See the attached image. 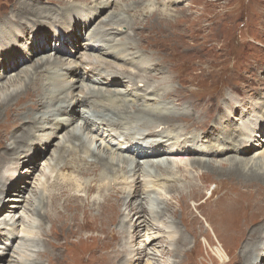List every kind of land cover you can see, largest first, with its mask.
<instances>
[{
    "label": "rangeland",
    "instance_id": "rangeland-1",
    "mask_svg": "<svg viewBox=\"0 0 264 264\" xmlns=\"http://www.w3.org/2000/svg\"><path fill=\"white\" fill-rule=\"evenodd\" d=\"M59 2L62 3L57 4L52 0H0V34L7 36L2 44L0 42V101L14 89H22L29 84L28 80L33 76L35 65L43 64L45 66L55 60H61L60 64H64L63 66L67 67V64H71V67H75L74 70H71L72 72L68 73H66V67L61 69H58V66H55L57 68L50 67V72L61 70L59 79L57 78L58 83L65 87L75 84L76 87L74 86L75 88L72 89L74 98L70 97L66 102L61 99L57 102L56 107L52 106L55 104L50 98L47 100V106L48 102L53 103L51 105L52 112H55L54 108L66 106H70V108L75 106L77 111L76 95L84 96L89 93V89H85V93L82 94L81 87L87 84L91 89L105 91L109 85L101 81L107 80L113 71L130 75L134 80L129 82L128 79H124L116 84L114 89L111 87L110 94L106 97H91L88 104L80 106L77 116L74 114L76 120L72 122L70 128L61 130L57 135H54L47 154L41 155L38 161L34 160L31 155L32 150L39 149L34 140L52 135L47 123L48 120H51L42 118L40 114L50 115L51 107L44 108L43 113L41 111L37 113V117H39L36 120L37 127L29 115H34L35 110L39 109V91H45L48 87L50 90H56L58 85H49L48 82L52 80L47 81L43 76H40L41 79H39L43 84L38 83L40 84L39 89L33 88L31 84L30 87L33 90L29 92L28 98H23L15 104L13 102L10 111H8L11 116L10 113L8 115L1 111L0 172L6 168L8 161L13 162L11 166L9 165V170L15 169V171L10 177L6 175L9 173L7 171L0 175L2 176L0 180L2 182L0 184V209L2 210V203L6 205L19 203V201L9 200L10 197L19 196L26 200L17 207H11L10 211L4 212V217H0L5 218L10 224L14 223L13 229L16 235V241L10 245V249L5 248V244L0 242V264H54V262L57 264V261L58 264H263L264 234L258 246L253 248L251 246L247 249V239L245 240L244 236L239 238L231 236L230 232L221 228L222 221L215 219L213 214L215 212L211 205L208 206L210 202L207 204L205 198L212 191L214 195L218 194L215 193V190L219 188L218 185H227V187L238 190L246 189V194L248 193L250 196H259V193H256L259 192L258 188L252 187L251 191L248 187H240L241 185H238L240 182H237L238 177L232 178L226 174L222 175V173L221 176L218 174L215 177V172L203 168L202 170L195 163L188 164L189 169L186 170L188 167L181 162L172 166L171 159L173 158L140 161L139 164L145 170L138 167L136 176L134 174L140 182L135 181L131 173H119L117 178L119 177L121 185L119 187L121 197L113 194L108 197L104 206L93 208V210L90 209L92 207L89 206L88 201H85L87 206H84V209L87 208L84 219L88 221V227H91L89 223H93L94 230L86 229L76 219L78 223H74L71 211L77 209L75 206H67L68 210L65 209L62 213L64 217H60L49 213L53 206H51L50 200L49 204H45V201L51 191L68 186L74 192L79 194L84 192L85 194L84 185L92 178L86 171L84 174L78 172V175L74 173L72 176H64L60 171V165L64 163V158L68 157V152L75 151L76 144L82 143L77 139L70 138L69 133L73 129H77L79 132V140L85 139L90 148L94 149V156L96 154L102 158L105 157L104 159L99 157L98 162L96 159L98 156L95 158L90 153L86 154L84 148L77 145L81 149L80 154H76L78 158L85 156L88 161H91L94 157V160L97 161L91 165L93 169L97 165L100 166L98 169L109 168L110 160L107 156H111L110 154H114L115 151L118 152V147L123 149L127 147L124 140L126 136L146 132L144 129H136L140 133L131 132L128 125L121 126L119 129L108 127L106 125L108 119H117L109 111L101 112L100 118H96L94 115L90 116V126L99 128L98 133L94 134L93 132L92 134L84 127L82 121L84 115L92 114L89 108L93 106L94 102L111 104L122 109L123 112L124 109L128 110V107H133L134 105H131L134 103H145L144 98L150 97L148 94L158 84L157 80H148L144 75L138 76L136 69L128 64L115 62L111 66L102 63L107 62L108 59L99 56V54L95 55L96 58L85 56V53L90 51V46L100 44L106 49L112 50L119 47L117 42L120 38L128 36L130 39L126 38V41L143 48L142 50L150 58H163L164 65L169 61L167 66L172 65L171 68L175 76L178 77L177 73L186 75L183 81L175 80V84H169L172 85L171 94H184L197 88H204L205 91L227 92L226 98L221 100L222 111L218 117L222 122L223 131L236 130L239 138L235 143L238 145L241 141L243 144L246 140L247 144L260 145L254 146L256 151L241 156L248 158L249 164L253 160L255 164V160L264 159V98L260 97L264 92L262 91L259 96H254L255 93L264 89V0H59ZM156 9L164 12L149 15L145 21L135 25L134 30L129 28V24L135 17L143 19ZM98 13L99 15H97ZM41 14L47 17L39 19ZM85 14L92 17L87 25L80 23V20L85 18ZM40 21L41 24H39ZM103 35H106L108 39L105 44L99 40ZM154 48H157L159 52ZM190 48L193 49L192 52L188 50ZM22 52L32 59L11 71L7 70L9 69V59H13V56L20 57ZM40 59L41 61L45 59L46 63L37 62ZM143 59L146 58L142 57L141 60ZM94 63H100L102 68H95ZM41 71L36 72L35 76L44 74L45 69ZM48 72L47 70L46 73ZM92 77L96 78L98 82L94 84L87 79ZM10 78H14L13 82L9 80ZM141 79L148 80L149 85L144 86ZM160 88L161 90L152 96L156 100L149 101V104L164 103L161 97L158 99V95L162 96L165 86L162 85ZM226 88L231 89L226 91ZM119 93H126V95L135 93L140 97L136 101L124 102V98L127 100L130 97ZM112 99L122 106L116 105ZM186 106L190 107L189 104ZM13 111L16 112L13 113ZM119 116H124V114ZM12 117H16L17 120L23 117L27 119L17 121V123ZM138 117L140 118L137 116L135 122L138 121ZM128 121L131 123L130 119ZM29 122L35 125L33 128L39 129L38 132L31 133V128L27 127ZM261 123L263 124L261 125ZM250 129L254 130L251 132ZM32 130L34 131V129ZM8 131H11V134H8ZM170 132L171 130L163 131V135ZM76 137L74 136V138ZM243 140L245 141L243 142ZM105 145L109 148L104 147ZM15 146H17L16 151L13 150ZM59 149L62 152L57 156ZM7 150L10 153L4 154ZM68 158L71 159V157ZM179 159L189 160V158ZM234 159L236 160L233 157L218 158L223 163H231V161H235ZM156 160L164 162L160 167H157L158 161ZM210 160L220 163L217 159ZM153 161H156L154 168L162 171L176 170V172L172 173L173 175L156 174L153 172L155 171L153 165H151ZM178 171H182L188 176L192 183L190 186L193 185L190 189L183 187L187 195L182 198L179 197V193L183 190L168 187L174 178L180 176ZM62 178L64 181H60ZM133 180L135 186H132ZM19 183L22 186L20 191L13 192L12 189ZM180 183L183 184V182ZM138 186L141 188L140 193L136 189ZM221 189L219 188V190ZM102 190L106 193L109 189ZM36 192L45 197L41 205L38 202L34 203ZM68 192L67 189H62L60 196L53 193L50 197L53 199L55 195V202L66 204L63 195ZM195 194H199V196L196 197ZM99 195H101L99 191L95 192L92 199L102 201L107 194L103 197ZM128 203H131V206H128ZM32 204H38L37 210L40 212V216L45 214L44 218H41L33 213L40 222L35 216H32L30 211ZM215 205L220 207L222 204L216 201ZM102 209L107 210L106 217L97 214ZM151 212H155V214ZM57 216L60 218H56ZM94 216L102 217V220L99 221L97 217L93 220ZM184 223L188 226L186 227ZM115 225L118 231L117 236L112 234ZM8 229L9 225L0 221V238H2L1 235L8 233ZM181 233L188 236L185 243L180 241ZM5 242L7 243V241ZM45 244H47L46 247ZM179 246L181 249L175 254V249ZM45 248L46 250H44ZM39 249L41 250L39 251ZM219 249L223 251L222 257L217 252ZM246 252H249L247 256L251 257L252 262L250 263L245 262L248 259L247 256L243 257Z\"/></svg>",
    "mask_w": 264,
    "mask_h": 264
},
{
    "label": "bare ground",
    "instance_id": "bare-ground-1",
    "mask_svg": "<svg viewBox=\"0 0 264 264\" xmlns=\"http://www.w3.org/2000/svg\"><path fill=\"white\" fill-rule=\"evenodd\" d=\"M52 1L56 2L57 4L62 3V2H59V0H52ZM25 11H27V10H25ZM161 12H164V11L156 9L152 13L145 16V18H143V19L139 18V17H135L133 22L131 24H129V28L131 30H134L135 25H139V22L145 21L149 15L159 14ZM72 13L75 14V12H73V11H72ZM99 13L97 15H99ZM85 15H86L85 18L80 20V23L87 25L92 20V17L89 16L88 14H85ZM46 17L41 14V16L38 18L44 19ZM41 23L42 22L40 21L39 24H41ZM188 30H189V28H188ZM138 34H140V32H138ZM126 38L130 39V36H128ZM126 38H120L119 41L117 42V45L119 47H116L115 49H112V50H110V48L106 49L105 47H103L100 44L90 46L89 47L90 51L88 50L89 52H86L85 56H87V57H93L94 56V58H96L95 55L99 54V56H101L105 59H108L109 61L107 60V62H102V61H97V62H102L105 64H109L111 66L115 62L128 64L130 66H133L136 69V74L138 76L144 75V76H146V78H148V80H157L158 84L155 85L154 90L148 94L150 97L144 98V101L146 104L145 103H140V104L134 103L131 105V106L134 105L133 107H128V110L124 109V111L122 112V109L120 110L118 107L112 106L111 104H107L105 102H94L93 106L91 108H89V110L92 111L91 112L92 114L89 116L84 115L82 121H83L84 127L87 130H89L92 134H93V132H94V134L98 133L99 128H95V127L90 126V120H91L90 116L94 115V116H96V118L97 117L100 118L101 112L109 111V112H111V114L113 116H116L117 119H108L106 122V125L108 127H112L113 129H119L121 126L128 125L130 130H132L131 132L135 131L137 133H140V131H137L136 129H144L146 132L138 134V135H135L133 133L132 136H126L124 138V140H125V144L127 145V147L125 149H123L122 147H118V149H117L118 152L115 151L116 152L115 153L113 151L114 154H110L111 156H107V158L108 157L110 158V159L108 158V160H110L109 161V163H110L109 168L103 167L104 169H102V168L98 169L100 166L97 165L96 168L93 169V167L91 165L96 163L97 161L99 162L98 159L100 156H98L96 154L94 156V149L90 148L89 143L85 139L79 140L78 139L79 132H77V129H73L69 133L70 138L71 139L73 138V140L77 139L78 142H82V143L76 144V146L74 147L75 151H73V152L69 151L68 152V157H71V159H69L68 157L64 158V163H62L60 165V171L63 173L64 176H66V175L72 176L74 173L78 175V172H79V174L80 173L84 174V171H86V173L89 176H91L92 178L90 181H87L84 185L85 194H84V192L81 193L84 195H81L77 192H74L72 190V188L71 189L69 188V186L67 188H59L56 191H51L50 193H48V195L46 196L45 204H49V200H50L51 206H53V208L50 209L49 213L51 215H59L60 217H64L63 216L64 214H62V213H63V211H65V209H67V206H69V205L75 206V208H77V209L71 211V216H73L74 220L76 219L77 221L82 223V226H84L86 229L94 230L93 223H89V225L91 227H88V221L84 219V217L86 215L85 214L86 208H87V207H85V209H84V206H87L85 201H88L89 206L92 207L90 209H92V210H93V208L94 209L100 208V207L104 206L105 201L108 199L109 196H111L113 194H117L118 196L121 197V195H120L121 190L119 189V187L121 185H120L119 177L117 178L119 173H121V172L123 174L131 173V174H133L132 176H134V174L136 176V172H138V170L136 168L140 167L141 170H143L141 165L139 164L140 161H144V160H151L152 161L154 159H160V158H173V159H171L173 161L172 166L176 165L177 163L179 164V162L183 163V165L186 164L184 166H187L188 164H191V163H195V165H197L198 168H200V169L203 168V169H207L211 172H215V174L213 173L215 177L218 174L220 175L221 173H222V175L226 174V175H228V177L230 176L232 178L238 177L239 179L237 180V182H240V184H238V185H241L240 187L245 186V187H248L250 190L252 187L258 188L259 192L257 191L256 193H259V196H256V195L250 196L248 193H247L248 194V196H247V194H246L247 191H245L246 189L238 190V189H232L231 187H227V185H224V186L218 185L219 188H222L221 190H219V188L217 190H215V193H218V194L214 195V193L212 191V193L209 196L205 197L206 203L208 204L210 202V204H208V206L211 205L213 211L215 212V213H213L215 216V219L217 221L218 220L222 221L221 222V228L222 229H226L228 232H230L231 236L233 235L237 238L244 236L245 240L247 239L246 240L247 241L246 246H248L247 249H249L251 246H252V248L258 246V243L260 242V239H262L263 234H264V211L261 212L262 208H264V159H262L260 161L255 160L256 161L255 164L253 163L254 162V160H253L251 162L252 164L250 163L251 164L250 165L249 159L246 157H241V156L248 155L250 152L256 151V149H254V146H260V145L247 144L246 143L247 140L246 141L243 140V142L245 141L243 144L241 141L238 145L237 143H235L239 138V136L236 134V130L228 129L226 131H223L222 122L220 121V119L218 117L222 111L221 100L226 98L227 92L220 91V90L205 91L204 88H197V89H193L191 91H188L184 94H178V95L177 94H171V92H172L171 86L176 83L175 80H177V81L182 80L183 81L185 79L186 75H180L179 73H177L178 77L175 76L173 69L171 68L172 65L167 66L169 64V61L165 64L166 65L165 66L163 64V63H165L162 60L163 58L162 59L160 57H154L153 59L150 58L149 55H147V53L142 50L143 48L141 49L138 46H136L135 44H133L132 42L126 41ZM140 38H142V37L140 36ZM5 39H7V36H1V34H0L1 44ZM99 40H100V42H103L102 44H105L106 40L108 41L106 35L101 36V38ZM144 44H145V42H144ZM86 48H87V46H86ZM154 50L158 51L157 48H154ZM188 50L190 52L193 51V49H191V48ZM151 52H152V50H151ZM125 54H126V56H125ZM128 56H130V57H128ZM153 56H155V55H153ZM142 57L146 58V59L141 60ZM12 58L13 59H9V63H8L9 69H7V70H9V71L19 67L22 64H25L26 61L30 59V57L25 56L23 52L20 55V57L13 56ZM31 59H32V57H31ZM186 59H187V57H186ZM44 60H42V61H44ZM42 61L40 59L37 62L46 63V61H44V62H42ZM61 62H62L61 60H58V61L55 60L51 63L46 64L45 66H43V64L37 63L38 65L34 66L35 70L33 71V76L30 78V80H28V83L30 85L28 84L22 89L21 88L17 89V90L14 89L12 92L8 93L0 101V113H2L1 111H4V112H6V114L9 115L10 112H8V111H10L11 106L13 105V102L15 104L18 101H21L23 98H28V94L31 90H33V88L39 89V87H40L39 85L41 83L43 84V82H41V80H40L41 79L40 76H43L47 81L52 80L51 82L49 81L48 84L49 85H58V88L56 90H52V89L50 90L49 89L50 87H48L45 89V91H42V90L39 91L40 92V95H39L40 98L38 99V102H40L39 107H38L39 109L35 110V113H33L34 115H32V114H31L32 116L29 115V118H32L33 122L35 121L34 123H36L37 122L36 120L39 118V117H37V113L40 111L43 113L44 108H47V107L49 108V106L51 107V105L53 103L55 105H52V106L56 107L57 102L60 101L61 99L66 102V100H68V98H70V97L74 98V91L72 89L76 87L75 84L70 85L68 87L60 85L58 83L57 78L59 79V76H60L59 72L61 70L59 72H50V70H49L50 67L54 68L55 66H58V69L66 67V66H63L64 64H60ZM71 66H72L71 64H67L66 73L72 72L71 70H74L75 67H71ZM94 66H95V68L96 67L102 68V65L100 63H94ZM55 68H57V67H55ZM42 69H45L44 74L41 73V75L39 74V76H35L36 75L35 73L36 72H42L41 71ZM167 69H168V71H167ZM47 70L49 71L48 73H46ZM165 71H167V72H165ZM77 72H78V69H77ZM118 76H121V77H118ZM1 78H3V77H1ZM13 79L14 78H12V79L10 78L9 80L11 82H13ZM87 79H89V81L94 82V84L98 82V80L94 77L87 78ZM124 79H128L129 82L134 80L133 77L130 75H125L120 71H113V74H111V76L108 77L107 80L101 81V82H103V83L105 82L106 84L109 85L108 87L105 88V91L96 90L95 88L91 89L89 87V85H87V84L84 85L83 87H81L80 92L82 94H84L85 91L88 89H89V93L84 94V96H78L79 94L76 95L75 100L77 103V106H76L77 111L75 110V106H73L72 108H70V106H66V107L54 108L53 110L55 112H52V107H51L50 115H46V113L40 114V116L42 118H45V119L49 118L51 120V121L48 120L47 123L50 126V128H49L51 130L50 134H52V135H47L43 139L34 140V142L36 141L35 145L40 149V150L39 149L32 150L31 155L34 158V160L38 161L41 155L44 156L47 154V152H48V150L52 144V138L54 137V135H57L58 132L61 130H64V129L67 130L68 128H70L69 126H71L72 122H74V120H76V116H77V113L79 111L80 106H84V105L88 104L91 100L90 99L91 97H94V98L106 97L108 94H110V88L112 87V89H114L116 87V84H118L120 81L122 82V80H124ZM141 80H142L141 82H143L144 86L149 85L148 80H144V79H141ZM42 81H45V80H42ZM83 82H84V80H83ZM189 82H190V80H189ZM38 83H40V84H38ZM171 83H172V85H169ZM31 84H32L33 88L30 87ZM162 85L165 86V89H163L162 96H160V94L158 95V99L161 97V100H163L164 103H161L158 105H155L156 102L154 104H149V101H152V100L155 101L156 100V99H153L152 96H154L156 92L161 90L160 86H162ZM41 86H43V85H41ZM41 88H43V87H41ZM185 88H186V86H185ZM229 89H231V88H226V91H228ZM262 91L264 92V89H261L260 92L255 93L254 96H259ZM179 92H181V91H179ZM119 94H124L123 96L130 97L127 100L124 98V102L125 101L131 102L130 100L136 101V100H138V97H140L139 95H137L135 93H130L127 95H126V93H119ZM260 97L264 98V94H263V96H260ZM49 98L51 99V101L53 103L50 104V102H48L49 104L47 106V100ZM112 100L115 101V99H112ZM115 103H116V101H115ZM187 104H189L190 107L186 106ZM26 105L29 106L28 104H26ZM116 105H118V104L116 103ZM118 106H122V104H119ZM14 112H16V111H13V113ZM180 113H182V114H180ZM122 114H124V116H119ZM10 116H11V113H10ZM137 116H140V118L138 117V121L135 122L134 120L137 119ZM12 118H15L16 122L17 121L18 122L23 121V120L27 119L24 117L22 119H18V120L16 119V117H12ZM128 119L131 120V123L128 121ZM132 124H134V125H132ZM262 124L263 123H261V125ZM35 125L31 122L28 123L27 127L29 126L28 128H31V133L32 132L33 133L38 132L39 129L33 128V126H35V127L38 126L37 123ZM32 129H34V131ZM167 130H171V132L169 134L163 135V131H167ZM250 130L252 132L254 129H250ZM8 132H9L8 134H11V131H8ZM74 136H77V137L74 138ZM21 138H23V137L21 136ZM95 140L99 141L97 139H95ZM25 142H26V139H25L24 143ZM256 142H258V141H256ZM83 143H85V145H83ZM102 144H103V142H102ZM77 145L82 146L84 148L86 154L90 153L95 158H96V156H98V158H96L97 161L94 160V157L91 161H88L85 158V156H80V158H78L76 156V154L77 155L80 154L81 149L79 147H77ZM21 147H22V145H21ZM104 147L109 148L107 145H105ZM8 150H10V149H8ZM8 150L6 152H4V154H7V152H9ZM13 150L16 151L17 146L13 147ZM62 150H64V149L62 148ZM60 152H62L61 149L58 150L59 154L57 156L60 155ZM119 153L120 154L123 153L125 155H123V154L120 155ZM233 153H235V154H233ZM13 157H15V156H13ZM195 157H197V158H195ZM224 157H233V158H236V160L234 159L235 161H231V163H223L222 161L218 160V158L220 159V158H224ZM104 158L100 157V159H104ZM176 158H178V159H176ZM179 158H189V160L183 159L184 160L183 161ZM204 158H209V159H204ZM191 159H193V160H191ZM210 159H217V161L220 163L213 162ZM156 161H158V160H156ZM156 161H153L151 163V165H153L152 166L153 168L155 166ZM1 162L3 163V161H1ZM163 162L164 161L159 160L157 162V167H160V165ZM12 164H13V162L11 163L10 161H8L6 168L0 172V175H2L3 172L7 171L10 174L8 173L6 175H8L9 177L11 175L13 176L15 169L9 170V168ZM169 164H171V163H169ZM166 166H167V164H166ZM190 167L192 169V166H190ZM154 169H155V171H153V172L156 174L173 175L172 173L176 172V170L162 171L161 169H158V168H154ZM182 169H183V167H182ZM187 169H189V167L186 168V170ZM183 171H185V170L183 169ZM178 172L180 173V176L177 178H174V181L168 187H170V189L176 188L179 190H183L182 192L179 193L180 194L179 197L182 198L184 195H187V193L184 192L185 189L183 187H185V188L189 187V189H190L193 185L190 186V184H192V183H191L188 176L183 174L182 171L181 172L178 171ZM135 176L133 177V179L135 181L140 182V180H138L139 178L136 179ZM1 177L2 176H0V180H1ZM200 178H202V177H200ZM124 179H125V177H124ZM134 180L132 181L133 182L132 186L136 185ZM60 181H64V178H62ZM180 182H183V184H181ZM1 183L2 182L0 181V184ZM186 184H189V185H186ZM179 185H182V186H179ZM3 187H5V185H3ZM21 187H22L21 183H19L16 185V187H14L12 189V191L13 192H16L17 190L20 191ZM151 187H153V185H151ZM106 188H107V190L108 189L109 190L105 193L102 189H106ZM62 189H65V190L67 189V192L70 190L67 194L65 193L63 195L64 198L66 199V201H65V202H67L66 204H64V203L62 204L59 201L55 202V198H56L55 195L53 196V199H52V197H50V195H52L53 193L60 196ZM136 189H138V191L140 193L141 188L138 186V188H136ZM97 191L100 192L101 195H99V196H101V197H103L105 194H107L106 197L102 201H95L94 199H92V195ZM14 195H16V194H14ZM18 195H20V194H18ZM195 195H196V197L199 196V194H195ZM44 198L45 197H42V195L39 192H36L34 203L38 202V204L40 203V205H41L42 204L41 202H43L45 200ZM10 199L13 202L19 201V203L18 204L13 203L10 205H6L5 203H2L1 204L2 210L0 209V217L1 216L4 217L5 216V215H3L4 212L10 211L11 207H13V206L17 207L26 200L24 197H19V196H13V197H10L9 200ZM216 201H219V203H221L222 205L220 207L219 206L217 207L215 205ZM73 203H74V205H73ZM38 204H36V205L32 204L31 209L28 207L30 209V211L32 212V216H35V215L40 216V212L37 210ZM26 205H25V207H26ZM162 205H163V202H162ZM128 206H131V203H128ZM7 207H8V209H7ZM0 208H1V206H0ZM40 209L42 210V208H40ZM45 209H46V207H45ZM155 212H157V211H155ZM155 212H151V213L155 214ZM97 214L102 216V217H106L108 215L107 210H105V209H102ZM44 215L45 214H43V216H40V217L44 218ZM92 215H95V213H92ZM59 216H57L56 218H60ZM95 217H97L99 221L102 220V217H99V216H94L93 220ZM35 218L38 220V218L36 216H35ZM64 220H66V219H64ZM76 220L74 221V223H78ZM0 221H3V224H5L7 226L9 225L8 233L6 235H1L2 238H0V242L5 244V246H4L5 248L10 249L11 248L10 245L16 241V235H15V232L13 229L14 223L10 224V222L6 221L5 218H3V219L0 218ZM186 223H187V221H186ZM185 226H186V224H185ZM48 228H49V226H48ZM187 229L188 228H186V230ZM112 230H114L112 234H115L117 236L118 231L116 229V225ZM102 231H104V230H102ZM228 232H226V233H228ZM221 233H222V231H221ZM180 236H181L180 241L182 243H185L188 240L187 235L181 233ZM53 240H55V239H53ZM5 241H7V243ZM44 242H45V240H44ZM46 245L47 244H45V247H46ZM50 249H51V247H50ZM180 249H181L180 246L177 247L175 249V254L178 253V251ZM40 250L41 249H39V251ZM44 250H46V248ZM62 250H63V248H62ZM217 252H218L219 256L222 257L223 251L221 249H219V250H217ZM240 253H242V252H240ZM247 253H249V252H246L245 255H243V257L244 256L246 257ZM58 254H59V252H58ZM249 256H247L248 259L247 260L245 259L246 260L245 262H249V263L252 262L251 257L249 258ZM48 257H50V256H48ZM61 257H63V256H61ZM68 257L70 258V256H68ZM263 260H264V258H263ZM59 263H61V262L59 261ZM22 264H30V263H22ZM54 264H55V262H54ZM57 264H58V261H57Z\"/></svg>",
    "mask_w": 264,
    "mask_h": 264
}]
</instances>
